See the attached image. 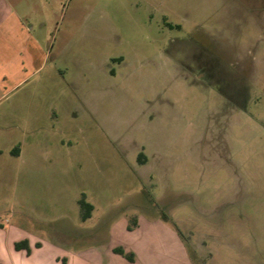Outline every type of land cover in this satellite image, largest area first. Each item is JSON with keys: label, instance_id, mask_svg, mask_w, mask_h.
<instances>
[{"label": "rangeland", "instance_id": "374dc122", "mask_svg": "<svg viewBox=\"0 0 264 264\" xmlns=\"http://www.w3.org/2000/svg\"><path fill=\"white\" fill-rule=\"evenodd\" d=\"M10 2L0 264L11 231L106 244L68 264H264V0Z\"/></svg>", "mask_w": 264, "mask_h": 264}, {"label": "crops", "instance_id": "0c3cea01", "mask_svg": "<svg viewBox=\"0 0 264 264\" xmlns=\"http://www.w3.org/2000/svg\"><path fill=\"white\" fill-rule=\"evenodd\" d=\"M22 19L23 16H21V12L18 11L16 8L12 7L10 0H0V32L3 29L5 30V28L8 30L9 28L12 27V25L21 26ZM2 40H3L2 37H0V41H1L0 48L3 46ZM13 62H15L16 64L15 72L18 73L26 72L27 62L24 60L18 61V59L15 58V61L13 59L11 61H8L7 63L0 62V91L4 87H6L7 85L6 83L12 82L13 71L11 73V67ZM14 149H16V147ZM20 152L21 151L19 149L18 156L20 155ZM10 237L11 240H9L10 244H8V248L4 243L7 248V249L5 248L4 250L5 255L7 257L6 259L7 263L4 262L5 264H62L63 259H66V264H68L67 257L81 255L86 260V258L96 255L98 251H100L102 248L104 249V247L106 246V244L97 246V248L90 249L88 252L84 254L82 253L70 254L51 245L42 244L40 251L36 252L34 246L39 243H37L38 242L37 239L36 240L34 239L32 241L30 240L28 241L29 247L31 249V252L28 253L24 249L17 250L15 248L16 243L24 240H28L27 238H20V236L14 235V231H11ZM33 255H35L36 257L32 258ZM62 256H64V258H62ZM58 258H60V260H57Z\"/></svg>", "mask_w": 264, "mask_h": 264}, {"label": "trees", "instance_id": "16d2710c", "mask_svg": "<svg viewBox=\"0 0 264 264\" xmlns=\"http://www.w3.org/2000/svg\"><path fill=\"white\" fill-rule=\"evenodd\" d=\"M18 154H19V148L16 147V149H14V150L12 151V155H14V156H18ZM142 157H143V155L140 154V155H139V161H142ZM79 206H80V211H81V218H82L83 221H86L87 219H89V218L91 217L94 208H93V206H92L91 204H89V203L86 201V199H85L84 196H83V197L81 198V200L79 201ZM136 224H137V220L134 219V220L131 222V225L128 227L129 231H132L133 228H134V226H136ZM15 248H16L17 250H23V249H24V250H26L28 253L31 252V249H30V247H29V243H28L27 240H24V241H21V242L16 243V244H15ZM114 253H115V254H118V255H120V256H122V257H124V258H125L126 260H128L129 262H134V260H135V255H134V253H132V252H126V251L124 250V248H122V247L115 248V249H114ZM62 264H66V259H63Z\"/></svg>", "mask_w": 264, "mask_h": 264}]
</instances>
